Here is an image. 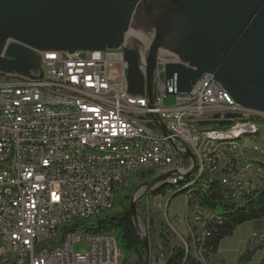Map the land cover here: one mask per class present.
Segmentation results:
<instances>
[{
    "label": "built area",
    "instance_id": "obj_1",
    "mask_svg": "<svg viewBox=\"0 0 264 264\" xmlns=\"http://www.w3.org/2000/svg\"><path fill=\"white\" fill-rule=\"evenodd\" d=\"M153 40V33L131 28L119 49L43 51L40 70L17 73V79L0 77V264H122L112 232L79 233V225L110 203L115 177L140 162L130 159L128 149H118L117 155L83 154L82 140L111 142V136L133 134L136 151L140 144L156 149V156L145 159L170 157L165 174L183 172L193 162V150L204 147L210 166L224 171L221 181L237 202L264 184L259 142L213 146V136L222 133L211 132L212 122L230 121L236 131L254 125L253 116H264L237 104L213 74L204 73L189 93L174 94L175 78H163V51L169 50L160 49L152 103L146 94L129 92L124 48L137 47L147 78ZM170 56L172 64L189 66L171 51ZM169 95L176 96L171 107L165 106ZM235 116L247 117V124L238 125ZM139 134H149V141H139ZM160 137L173 139V147L161 146ZM210 148H218L216 159H209ZM157 179L152 175V181L139 185L133 202L144 200V188ZM194 179L209 184V176L197 173ZM157 200L166 222L181 225L180 215L169 217L171 201ZM201 215L207 213L198 207L193 226L205 229ZM251 239H264V232ZM78 243L88 250L76 252Z\"/></svg>",
    "mask_w": 264,
    "mask_h": 264
},
{
    "label": "water",
    "instance_id": "obj_2",
    "mask_svg": "<svg viewBox=\"0 0 264 264\" xmlns=\"http://www.w3.org/2000/svg\"><path fill=\"white\" fill-rule=\"evenodd\" d=\"M131 28L154 34L147 78L137 47L124 48L131 94L152 103L157 54L167 49L189 64L167 65L174 94L189 93L210 73L237 104L264 114V0H0V73L40 70L43 51L119 49ZM140 235L149 264V238Z\"/></svg>",
    "mask_w": 264,
    "mask_h": 264
},
{
    "label": "trees",
    "instance_id": "obj_3",
    "mask_svg": "<svg viewBox=\"0 0 264 264\" xmlns=\"http://www.w3.org/2000/svg\"><path fill=\"white\" fill-rule=\"evenodd\" d=\"M263 122L264 119L258 121L260 126ZM261 165L264 167L263 163ZM149 170H141L143 173L140 177L141 171L136 172L117 187L113 209L101 212L88 222L80 224L84 226L85 232L114 233L123 252L122 264H145L146 248L139 227L135 224L131 201L139 183L144 184L146 179H151L155 173V169ZM145 171H148L147 175ZM195 176L189 175L176 183L163 185L157 183L148 187L151 191L148 195L150 198L152 194L158 199L171 196L173 198L178 194L185 196V209L179 214L183 215L180 216L181 225L167 223L159 211L151 214L149 264H213L212 258L218 253L222 240L247 222L264 220V184L250 191L242 201L237 202L231 197L229 187L222 183L221 171L206 172L200 176H209L207 186L201 185L197 179H194ZM137 177L140 178V182H131L126 190L127 193L118 197L125 182L129 179L134 181ZM188 193L189 195L186 196ZM116 207L119 209L115 210ZM140 207L138 205L136 208L137 216L140 215ZM198 207L207 213L200 216L205 229L193 226ZM178 237L182 240L181 244L175 242ZM261 249H264V243L256 246L250 241L237 264H250L256 252ZM260 264H264V256Z\"/></svg>",
    "mask_w": 264,
    "mask_h": 264
},
{
    "label": "bare ground",
    "instance_id": "obj_4",
    "mask_svg": "<svg viewBox=\"0 0 264 264\" xmlns=\"http://www.w3.org/2000/svg\"><path fill=\"white\" fill-rule=\"evenodd\" d=\"M163 62L164 67H167L168 64H172V56H170V51H163ZM0 75H8V79H17V73H9V74H1ZM264 119V116H253V124L249 127H239L235 131V125H220L222 122H212L211 132H219L222 134H216L213 136V146L217 147H231V148H239L240 143H243L241 139H244L247 142V137H250V141L253 137H256L260 132V124L258 121ZM235 123L238 125H246L247 117L245 116H235ZM133 141V134H124L122 136H111V142L109 141H99V140H82L81 143V151L83 154H91V155H117L118 149H128L130 152V159L137 160L138 166H128L125 168L121 175L115 177L114 187H112V196H110V203H106L103 207L97 209V211L90 212V219L106 210H111L114 208V201L116 199L117 187L127 178L133 176L136 172L141 170H149L155 169V173L153 174V178H160L162 174H164V178L154 182L153 185H163L167 183H176L179 180L186 178L189 175H197L200 177L203 173L206 172H222V179H224V171L220 167H211L210 160H207L206 157V148L204 147H196L193 150V162H191L190 166L184 168L183 172H170L165 174V168L170 165V157H159L156 159H145L146 156H156V149L150 147L148 144H140V151L138 150V143L131 142ZM139 141H149V134H139ZM160 145L163 147H173V139L169 137H160ZM262 152L264 153V148H262ZM142 152V153H140ZM218 155V148H210L209 149V159H216ZM264 164V158H260V166ZM194 182H192L193 184ZM144 184H147L144 183ZM151 185V186H153ZM139 188V187H138ZM150 194L148 187L144 188V197L145 199ZM134 197V195H133ZM149 200V199H148ZM133 202V198H132ZM139 227V220H138ZM83 226L79 225V233L86 234H100V233H92L85 232L83 230ZM172 228V227H171ZM141 228H139L140 230ZM145 230V229H144ZM172 230H174L172 228ZM145 233V232H144ZM140 234H143L140 232ZM144 235V234H143ZM146 235V234H145ZM112 237L115 238V234L112 233Z\"/></svg>",
    "mask_w": 264,
    "mask_h": 264
},
{
    "label": "rangeland",
    "instance_id": "obj_5",
    "mask_svg": "<svg viewBox=\"0 0 264 264\" xmlns=\"http://www.w3.org/2000/svg\"><path fill=\"white\" fill-rule=\"evenodd\" d=\"M0 77L8 79V75H0ZM164 77H165V73L163 74V78ZM175 104H176V96L175 95H169L165 98V106L171 107V106H174ZM260 129H261V134H259L260 136L257 135L256 137H253L252 140L259 142L261 144L262 148H264V122L261 123ZM241 141L245 142L244 139H241ZM249 141H250V137H247V144H251V142H249ZM151 171H154V170L151 169ZM145 172H146V174L145 173L144 174L147 175L148 171H145ZM141 173H143V171L139 172V177L141 176L140 175ZM139 177L135 178L134 181H132V179L127 180L125 182L124 186L121 188V191L119 192L118 197L127 193L126 190L128 188V185L131 182H140ZM150 181H152V180L146 179L145 182H150ZM139 184L141 185L142 183L140 182ZM135 191H134V193H135ZM134 193L132 194V196L134 195ZM150 193H151V191H150ZM156 197L157 196H154V194H152L151 198L147 197L146 199L144 198V200L140 199L138 201L133 202L135 204L136 208L138 205L141 206L140 207V215H138L139 228H141L140 232L143 233L144 235L146 234L145 236H147L148 238H149V227L151 224V214L153 212L159 211L161 213V215H163L162 209L159 208V200H157L158 198H156ZM168 200H169V198L162 199V201H161L162 205H164V204L167 205ZM131 204H132V201H131ZM117 209H119V207L115 208V210H117ZM184 209H185V196L183 194H178V195L174 196L171 200V204L169 205V209H168L169 217L173 218L176 215L182 214ZM180 216H183V215H180ZM256 222L261 223V225H262L264 223V220H256ZM247 223H252V222H247ZM246 225H248V224H246ZM178 228L181 229L180 226H178ZM255 232H263V231H255ZM115 238H116V235H115ZM177 239L179 241L176 240L175 242H177V243L179 242L181 244L182 243L181 238L178 237ZM116 241H118L117 238H116ZM259 241H261V242L259 243ZM252 243L260 246L264 243V239H257V240H254ZM0 245L2 246L3 244L0 243ZM75 250L78 253L86 252L88 250V245L83 244V243H78V244H76ZM120 252H121V250H120ZM257 252H259V250ZM121 255H122V252H121Z\"/></svg>",
    "mask_w": 264,
    "mask_h": 264
},
{
    "label": "crops",
    "instance_id": "obj_6",
    "mask_svg": "<svg viewBox=\"0 0 264 264\" xmlns=\"http://www.w3.org/2000/svg\"><path fill=\"white\" fill-rule=\"evenodd\" d=\"M255 231L264 232V223L261 225V223H257L255 221L252 223H245L240 226L232 235L222 240L218 253L212 258V263L237 264L240 257L248 248V244L250 243V241L253 242L251 238ZM260 242L261 241H259V243ZM263 256L264 249H261L256 253L250 264H260Z\"/></svg>",
    "mask_w": 264,
    "mask_h": 264
}]
</instances>
